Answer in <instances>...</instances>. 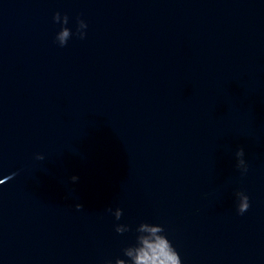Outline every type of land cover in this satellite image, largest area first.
<instances>
[{
    "label": "water",
    "instance_id": "water-1",
    "mask_svg": "<svg viewBox=\"0 0 264 264\" xmlns=\"http://www.w3.org/2000/svg\"><path fill=\"white\" fill-rule=\"evenodd\" d=\"M108 0H0V140L10 131L81 41L77 20L90 29ZM67 14L73 35L55 41Z\"/></svg>",
    "mask_w": 264,
    "mask_h": 264
},
{
    "label": "clouds",
    "instance_id": "clouds-1",
    "mask_svg": "<svg viewBox=\"0 0 264 264\" xmlns=\"http://www.w3.org/2000/svg\"><path fill=\"white\" fill-rule=\"evenodd\" d=\"M53 22L60 24V31L55 36V41L59 46L64 47L68 40L72 37L73 33L70 28L67 27L69 23V17L67 14L61 15L57 12L53 16ZM87 23L82 20H77L76 35L80 39H84L86 36L85 29H87ZM237 158L236 167L241 171L242 174L248 171V165L244 159L245 149L243 146L237 148L235 152ZM38 160H43V155H37ZM72 182L78 180L77 176L71 177ZM4 181H0V184ZM238 198L237 212L243 215L250 207L249 197L243 191H237L235 193ZM76 209L82 210L84 206L80 203L75 205ZM108 212L112 213L117 221H119L123 215L121 208L107 209ZM131 228L126 224L115 225V231L117 234H123L130 231ZM136 241L135 244L129 245L123 249L124 257L117 258L114 264H182L181 258L172 243L163 234L164 228L158 224H150L148 222L140 223L135 229ZM106 264H113V261L108 260Z\"/></svg>",
    "mask_w": 264,
    "mask_h": 264
}]
</instances>
